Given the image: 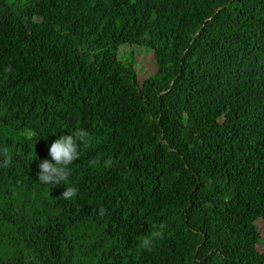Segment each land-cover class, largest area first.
Masks as SVG:
<instances>
[{
	"label": "trees",
	"instance_id": "obj_1",
	"mask_svg": "<svg viewBox=\"0 0 264 264\" xmlns=\"http://www.w3.org/2000/svg\"><path fill=\"white\" fill-rule=\"evenodd\" d=\"M127 46L152 52L142 84ZM78 127L67 184L40 183ZM5 147L0 264H264V0H0Z\"/></svg>",
	"mask_w": 264,
	"mask_h": 264
},
{
	"label": "clouds",
	"instance_id": "obj_2",
	"mask_svg": "<svg viewBox=\"0 0 264 264\" xmlns=\"http://www.w3.org/2000/svg\"><path fill=\"white\" fill-rule=\"evenodd\" d=\"M6 72H10L11 68H7ZM67 135H60L49 148V156L51 159H43L40 161L37 173L39 182L45 185H62L67 184L71 175V168L75 161L81 158V146L87 147L91 142L90 133L87 129L78 127ZM31 138V137H30ZM0 167H8L12 157L7 147L0 149ZM100 159L94 158L89 161L90 166L99 167ZM104 167L113 166L111 158L103 162ZM79 189L75 186H67L61 197L65 200H74L78 195ZM106 210L101 207L99 215L104 216ZM167 228L166 223H154L151 225V232L145 234L140 240V247L151 251L155 243L162 240Z\"/></svg>",
	"mask_w": 264,
	"mask_h": 264
},
{
	"label": "rangeland",
	"instance_id": "obj_3",
	"mask_svg": "<svg viewBox=\"0 0 264 264\" xmlns=\"http://www.w3.org/2000/svg\"><path fill=\"white\" fill-rule=\"evenodd\" d=\"M117 58L125 67H131L134 70L141 84L156 73V66L151 51L136 46H127L118 51ZM257 226L264 239V220L259 221ZM258 248L264 253V244Z\"/></svg>",
	"mask_w": 264,
	"mask_h": 264
}]
</instances>
